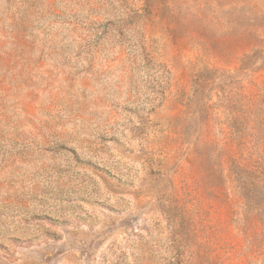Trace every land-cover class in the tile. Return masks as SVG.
I'll return each mask as SVG.
<instances>
[{"label":"rangeland","instance_id":"1","mask_svg":"<svg viewBox=\"0 0 264 264\" xmlns=\"http://www.w3.org/2000/svg\"><path fill=\"white\" fill-rule=\"evenodd\" d=\"M0 264H264V0H0Z\"/></svg>","mask_w":264,"mask_h":264},{"label":"trees","instance_id":"2","mask_svg":"<svg viewBox=\"0 0 264 264\" xmlns=\"http://www.w3.org/2000/svg\"><path fill=\"white\" fill-rule=\"evenodd\" d=\"M239 121H240V123H239ZM228 123H229V128L231 129V131L238 130L240 128L239 124H240V126H242V119H241V117H235V116L233 117L232 116L229 118Z\"/></svg>","mask_w":264,"mask_h":264}]
</instances>
